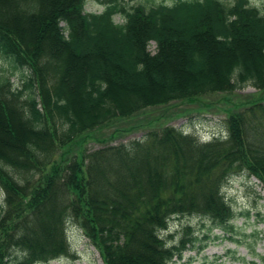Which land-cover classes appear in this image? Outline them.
<instances>
[{
    "label": "trees",
    "instance_id": "obj_1",
    "mask_svg": "<svg viewBox=\"0 0 264 264\" xmlns=\"http://www.w3.org/2000/svg\"><path fill=\"white\" fill-rule=\"evenodd\" d=\"M87 1L0 0V58L22 70V88L0 73V264L74 257L71 222L105 264H170L198 239L188 226L170 245L162 233L172 219L228 230L229 178L247 170L264 185V97L230 112L225 137L165 126L72 150L83 134L149 107L264 92V13L250 0H108L99 13Z\"/></svg>",
    "mask_w": 264,
    "mask_h": 264
},
{
    "label": "rangeland",
    "instance_id": "obj_2",
    "mask_svg": "<svg viewBox=\"0 0 264 264\" xmlns=\"http://www.w3.org/2000/svg\"><path fill=\"white\" fill-rule=\"evenodd\" d=\"M105 1L88 0L86 12L99 13L105 8ZM127 7L137 4L150 7L165 3L172 5L178 0H121ZM233 2L235 0H222ZM251 4L264 13V0H250ZM116 22H123L121 15ZM150 50L156 51L152 42ZM6 70L12 75L15 87L22 88L21 69L0 58V73ZM264 97V92L252 86H245L231 92L209 93L193 100L174 101L166 105L144 109L128 118H117L109 125L85 133L80 143L72 150L79 155L102 147L107 143H129L141 139L151 129L174 126L184 133L193 134L202 141L227 136V118L231 111L241 108L254 100ZM223 193L232 205L235 218L232 228L223 230L213 227V223L200 216H185L172 219L163 236L170 245L178 244L191 227L192 236L198 237L194 246L175 257L170 264H264V185L247 170L232 175ZM4 195L0 194V202ZM191 235V234H190ZM205 235H208L207 239ZM68 237L74 257H62L40 264H105L104 260L87 237L84 229L77 223H69Z\"/></svg>",
    "mask_w": 264,
    "mask_h": 264
}]
</instances>
